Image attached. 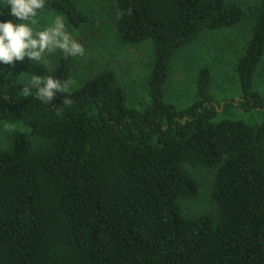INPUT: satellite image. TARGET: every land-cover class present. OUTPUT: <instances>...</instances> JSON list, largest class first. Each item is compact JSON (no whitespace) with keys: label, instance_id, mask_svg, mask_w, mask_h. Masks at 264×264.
Masks as SVG:
<instances>
[{"label":"trees","instance_id":"1","mask_svg":"<svg viewBox=\"0 0 264 264\" xmlns=\"http://www.w3.org/2000/svg\"><path fill=\"white\" fill-rule=\"evenodd\" d=\"M44 9L75 29L89 21L73 0ZM243 16L226 0H115L119 38L153 47L141 108L111 68L42 103L23 94L27 58L0 64V122L11 113L25 127L0 148V264H264V0L235 66L238 99L218 102L207 66L188 107L164 91L178 50ZM8 19L25 22L0 3ZM72 71L63 54L49 74L63 83ZM233 108L251 116L219 118ZM194 169L214 172L213 212L185 209L202 191Z\"/></svg>","mask_w":264,"mask_h":264},{"label":"rangeland","instance_id":"2","mask_svg":"<svg viewBox=\"0 0 264 264\" xmlns=\"http://www.w3.org/2000/svg\"><path fill=\"white\" fill-rule=\"evenodd\" d=\"M89 16V21L79 29L69 28L73 36L84 46L83 56L73 58V71L69 88L82 85L90 77L104 68L114 69L118 82L124 87L132 106L147 104L146 79L153 62V47L150 41L139 44L124 43L115 26V0H73ZM241 6L242 20L234 27L201 34L189 45L177 51L170 62L169 77L164 88L166 99L179 108L188 107L194 98L196 75L204 66L212 72L211 90L220 103L233 101L241 95L235 66L252 33L253 12L260 0H226ZM6 4L7 0H0ZM56 14L43 9L34 26L42 29L51 24ZM63 52L56 49L47 52L40 63L29 61V66L21 74L22 80H30L32 74L47 77L55 68ZM46 65V66H45ZM8 73V67H0V80ZM254 89L264 95V59L254 76ZM250 113H241L235 108L219 118L248 119ZM25 129L16 117L8 113L0 122V148L8 143L14 130ZM201 186V194L194 200L185 201L188 213L213 212L214 204L209 198L214 172L194 169Z\"/></svg>","mask_w":264,"mask_h":264},{"label":"clouds","instance_id":"3","mask_svg":"<svg viewBox=\"0 0 264 264\" xmlns=\"http://www.w3.org/2000/svg\"><path fill=\"white\" fill-rule=\"evenodd\" d=\"M7 4L10 16L25 22L0 20V64H14L25 58L40 63L47 52L56 49L62 51L65 58L84 55L83 44L69 31L71 25L62 15H56L51 24L42 29L34 27L46 0H7ZM69 84V81L61 83L50 74L47 77L32 74L23 94L30 95L34 89L40 102L51 103L57 93L68 91ZM63 103L71 105L72 101L65 97Z\"/></svg>","mask_w":264,"mask_h":264}]
</instances>
